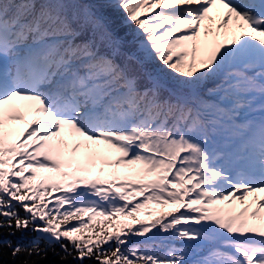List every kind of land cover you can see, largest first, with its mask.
<instances>
[{"label":"snow or ice","instance_id":"snow-or-ice-1","mask_svg":"<svg viewBox=\"0 0 264 264\" xmlns=\"http://www.w3.org/2000/svg\"><path fill=\"white\" fill-rule=\"evenodd\" d=\"M102 7L138 26L131 41ZM15 122L22 131L5 129ZM258 194L264 0H0V237L38 233L27 245L0 238V255L189 264L200 247L192 264H264ZM148 205L167 211L145 223L136 213ZM118 216L139 227L108 231ZM161 233L184 247L155 251Z\"/></svg>","mask_w":264,"mask_h":264},{"label":"trees","instance_id":"trees-1","mask_svg":"<svg viewBox=\"0 0 264 264\" xmlns=\"http://www.w3.org/2000/svg\"><path fill=\"white\" fill-rule=\"evenodd\" d=\"M91 2L94 3H103V0H91ZM101 11L104 13V15L108 18V20L111 22L112 26L117 29L119 31V33L121 35H127V39L129 41H131L133 39V37L136 35V32L138 30V26H136L134 24V22H130V21H126V13L119 9L118 7H102ZM153 13L151 12H146L144 14L141 15V19H144L146 17H150ZM167 27V25L165 26ZM160 31H163V29H161ZM143 35H140L138 37L139 40H143ZM138 47V44H133L131 46V48L129 50H136V48ZM150 67H163L162 65H160L159 61H154L152 64L149 65ZM171 71V70H169ZM179 75V74H176ZM9 128L11 129H15L17 130V132L22 131L23 128V124L22 123H18V124H14L13 126L11 124H6L5 129L8 130ZM102 153L111 158V153L106 152L105 150L102 151ZM57 174L56 173H47V172H41L40 170H38V179L43 177V178H48V177H56ZM100 178L102 180L104 179H112L113 177H108V176H104V175H100L99 173H95L93 177L90 178ZM117 183H119V180H117ZM59 195V193L57 192H51L49 193L47 199L51 200L52 203H54V197ZM90 199H98L95 197H90ZM137 200H142V197H137ZM15 203V202H14ZM51 206V204H50ZM167 211L166 208H160L156 205H148L146 208L141 209L139 212L136 213V216L138 218V220L143 221L145 223H150L152 220H154L156 217L155 216H150V215H146V213L148 212H155L157 215L163 213ZM21 215H23V210H21ZM87 213L84 214V219H87ZM106 217H93L92 223L96 224L97 221H104L106 220ZM72 223H75V221H72ZM122 223H126L130 226H132L134 229L136 227H139V224L136 221L131 220V218H126L123 216H118L114 219H112L111 223L106 225V228L108 231H112L113 230V225H115L117 228H119L121 226ZM124 231H127V228H124ZM153 231H155V229H153ZM38 233L32 232V231H25V232H17L15 235H9L7 233V230L4 231V234L2 237V239L5 240H10L13 245H27L29 243V241L35 239L37 237ZM84 236H88L91 235V233L85 231V233L83 234ZM150 235V233H149ZM166 234L161 233L159 236L155 237L154 241H152L151 243H153V245L158 246V247H154L155 251H165L167 247L172 246L173 244L176 247H184V244L182 241H173L170 239H166L165 238ZM142 237H134L133 241L134 242H139L140 240H142ZM43 241H41V246H43ZM206 252V250H202L200 247H197L193 250L194 254H190L189 256V264H192L193 260L197 259V258H202V254ZM11 249H7L5 248L3 250V254L0 255V264H21V262L25 259L24 256H18L15 260L12 258L11 256ZM43 264H47V262H43ZM69 264H76V261H69ZM85 264H95L94 261H90V260H86Z\"/></svg>","mask_w":264,"mask_h":264},{"label":"rangeland","instance_id":"rangeland-1","mask_svg":"<svg viewBox=\"0 0 264 264\" xmlns=\"http://www.w3.org/2000/svg\"><path fill=\"white\" fill-rule=\"evenodd\" d=\"M157 10H159V9H157ZM181 34L182 33H177L176 35H181ZM168 39H171V38H168ZM14 103L17 105H23L25 102L24 101H15ZM28 119H31V117H28ZM18 123H22L23 128L25 127V124L23 122H15V123H10V124L13 126L14 124L16 125ZM23 128H22V130H23ZM103 150H105L108 153H111V158L114 157L115 154L113 152H111L110 150H108L106 145H101V151H103ZM258 195L264 196V194H258ZM251 199H252V197H249L250 201H251ZM65 207H67V205H65ZM261 211H262V215H264V210H261ZM205 255H207V251L202 254V257Z\"/></svg>","mask_w":264,"mask_h":264}]
</instances>
